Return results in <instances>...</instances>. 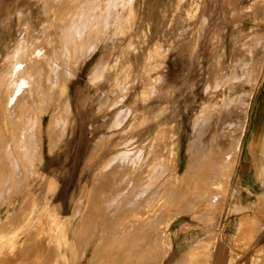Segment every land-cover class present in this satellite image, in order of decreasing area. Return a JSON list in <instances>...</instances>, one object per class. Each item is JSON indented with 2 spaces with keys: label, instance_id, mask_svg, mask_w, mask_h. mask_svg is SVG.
<instances>
[{
  "label": "rangeland",
  "instance_id": "obj_1",
  "mask_svg": "<svg viewBox=\"0 0 264 264\" xmlns=\"http://www.w3.org/2000/svg\"><path fill=\"white\" fill-rule=\"evenodd\" d=\"M112 2L0 0V141L13 133L2 130L19 127L17 123H1V112L6 108V94L2 92L6 73L17 67L10 63L9 54L23 40L24 48H45L53 58L48 91L34 95L39 97L34 101L38 106L31 135L34 138L24 142V150L34 155L15 166L0 165L20 171L15 175L19 179L7 186L10 190L0 186V264H63L61 259L67 264H134L130 263V255L143 252L152 240L153 244L162 243L156 250L167 251L160 250V257L154 245L146 258L159 255L161 260L155 258L159 260L155 263L168 264L173 254L177 256L202 237L209 254L203 264H264V153H256L253 160V151L248 147L264 101V65L255 83H242L239 91L231 86L237 75H221L230 71L232 59L244 51L254 58L264 51V0ZM167 3L173 8L172 18L164 28ZM200 3L203 7L193 17L192 9ZM106 4L110 6L102 11L100 8ZM130 5H138L141 13L133 14ZM202 14L207 23L193 48H163L160 57H151L150 64L155 62V67L150 69V77L152 81L158 80L156 89L153 82L147 81L144 94L141 92L143 72L141 79L138 75L132 84L123 82L125 89L119 92L118 75L122 77L140 67L141 59L153 51L155 37L166 47L177 30L194 28ZM150 16L155 18L156 28H148ZM128 17L134 19L130 21ZM127 22L133 23L132 29H127ZM75 29L80 31L73 56L71 38L77 32ZM119 32L126 34L122 44H115L121 37ZM121 45H125L123 49ZM216 62L221 76L214 82L211 80ZM26 65L20 67L27 69ZM236 72L242 77L246 73L238 68ZM227 88L231 89L230 94L240 92V100L230 97L232 101H226L230 105L224 116L230 124H220L215 111L210 125L204 122L191 134V116L196 115L203 101ZM18 102L10 107L13 115ZM164 102L170 110L154 119L153 114ZM143 112L150 115L147 122L143 121ZM169 118L176 125L161 129L159 140L151 144L149 135L157 123ZM194 137L195 147L204 146L213 153L208 156L210 160L205 158L199 165V173L215 177L214 183L210 180L211 185L190 172L197 158L189 149ZM164 142L167 149L162 152ZM156 153L164 158L159 161L166 168L157 184L164 187L165 201L157 204L160 209L155 221L139 223L135 217L152 200L154 189L142 177L147 175L146 166ZM111 157H115L113 162ZM216 161L219 163L215 167ZM107 162L108 168L101 170ZM100 172L103 175L97 181ZM13 183L19 184V189ZM212 190L216 193L212 203L196 202ZM238 200L244 207L238 206ZM183 204L189 211H180ZM161 211L165 218L160 216ZM173 215L176 219L168 225ZM55 217L58 218L53 223ZM152 230L155 235L148 233ZM155 231H162V235ZM147 233L153 236L148 238ZM142 238H147L145 244ZM134 262L140 264L145 260Z\"/></svg>",
  "mask_w": 264,
  "mask_h": 264
},
{
  "label": "bare ground",
  "instance_id": "obj_2",
  "mask_svg": "<svg viewBox=\"0 0 264 264\" xmlns=\"http://www.w3.org/2000/svg\"><path fill=\"white\" fill-rule=\"evenodd\" d=\"M117 1H119V0H113V2H117ZM228 1L229 2H232L233 0H228ZM111 2L108 0V3L111 4ZM130 3H131V1H130ZM136 3H138V2H136ZM100 5H102V4H100ZM108 5L106 4V5H104L101 8L97 6V9L100 8L103 11V10H105L108 7ZM200 5H201V3H200ZM200 5H195L193 7V9H192V11H193V17L195 16V14L197 12H199L202 9L201 7H203V6L202 5L200 6ZM117 6H118V3H117V5H115V7H117ZM147 6H148V4H147ZM147 6H145V7H147ZM179 7H182V6L179 5ZM249 7H251V5H249L247 7L245 6L244 8H249ZM91 8H93V7H91ZM130 8L132 9V11H131V9H130V11L133 12V14L138 13V10H137L139 8L138 5H134V7L132 5H130ZM172 9H173L172 6H170L169 3H167V7H165V13H167V14H166V16L164 18L165 19L164 28H166L168 26L169 21L172 18L170 16V13L172 12ZM128 11H129V9H128ZM139 13H141V12H139ZM128 14L127 15L125 14V17L128 16ZM119 15H121V13ZM153 16L148 17L149 18V21L151 22L149 24V27H148L149 29H150L151 25H154L155 28H156V23H155L156 20H155V18ZM133 17L134 18L135 17L137 18V16H133ZM132 18H131V20L134 19V18L133 19ZM138 18H139V16H138ZM125 19H127V18H125ZM119 20H122L123 21V19H119ZM128 20H130V18ZM206 20H207V17L202 14L200 17L197 18L196 24H195L196 26L194 28H191L190 26H188L186 28H181V30H177L176 33H174V35L171 38V40L169 41V43L166 45V47H163L162 46V43L160 42V39L159 38L156 39V37L154 36L155 37V43H154V46H153V51L147 52L146 55H145V57H143L141 59V65H140V67L139 66H136V68L134 70L136 73L134 71H131V73H127L125 75H122V77H120L121 74L118 75V77H117L118 78V82H117L118 85L117 86H119V88H118L119 92L122 91V90L124 91V89H125L124 88V85H123V82H128L126 84H129L130 85V84H132L134 82V80L136 79V77H138V75H139V78L141 79V76H142L141 74H143V72L145 73V79L144 80L142 79V81H141V83H142L141 92L144 94V89H145V86H146V84L144 85V82L147 83V81L153 82L152 83V86H153L154 89H156L157 83H159V82H158V80H157V82L152 81V79L150 77V69L153 66L155 67V62L150 64L151 57H154L155 58L158 55L160 57V55H162V54H159V52H162V49L163 48H165L164 49L165 51H167V50H169V49H171L173 47H177V46H179V47H191V48H193L195 46L198 38L200 37V35L202 34V32L204 30V27H205V25L207 23ZM119 23L120 24L121 23H125V21L124 22H120L119 21ZM136 23H138V22H136ZM132 24H133L132 22H127V29H128L129 26L131 27ZM121 26H120L119 29L122 28ZM131 29H132V27H131ZM75 31H77V32L75 34H73L74 36L71 38V40H73L72 41V44H73L72 45V48H73L72 55L73 56L76 55V52H77V49H78L79 42H78V39L76 38V36L78 37L77 33L80 30L79 29H75ZM125 34H126L125 32H121L120 33L121 37H120V39L117 42H115V44H122V42L124 40V35ZM150 34L151 35H154L155 33H151L150 32ZM143 35H144V33H143ZM17 41L15 39V42L16 43H17ZM47 42L48 43L51 42L50 38H47ZM129 42H131V40H129ZM15 46H17V48H14L13 51L9 55L11 56L10 63L14 64L17 67H15L14 70L11 69V70H9L6 73V78H5V83L6 84H4L5 85V88L2 89V92L5 91V94H6L5 95L6 102L4 103L5 106H6V108L4 109V112H1V114L3 113L2 115H3V118H4L3 122H1V123L3 125L6 124V126H9L11 124L14 125L15 123H17L19 125V127L18 128H15V129L12 128V129H4V130H2V131H7V132L11 131V132H13L15 134L12 133L11 135L4 136L3 139H1V141H0L2 143L1 146H0L2 148V153L0 154V157L1 158L2 157L3 158L4 157H10V156L11 157L12 156L14 157V158L12 157L13 159H11V160H4V161L0 160V165L3 164V163H6V164H9V165H12V166H15V165L19 164V162H23L24 161L23 159L28 160V159H30L32 157V155H34L33 153H28L26 150H24V148L26 147V145L24 144V142L25 141H32V139L34 138V136H31V135H32V132H34V127L33 126L36 123V118H35V116H36V113L35 112L36 111L35 110H36V108H38V106H35V104H34L35 102L34 101L39 98V97H36L34 95L37 92L43 93L45 90L48 91L49 84H50L49 82L52 81L51 80V78H52L51 77V67H52V62H53V58L45 50V48H36V47L24 48L23 40L19 41L18 45H15ZM123 46H125V45H123ZM123 46L121 45V48ZM21 47H23V48H21ZM122 49H121V52L122 53L120 52V54H123L124 53L122 51ZM232 61H233L234 64L231 65V68L229 67L230 68V71L228 70L224 74H221L220 73L221 67L219 66L218 62H216L214 71L212 73V80L211 81H214L215 82L218 79L219 76H221V75H225V76L227 75L228 76L229 72L230 73H233V74H235L237 76L232 81V85L231 86H234L235 87L234 89L237 88L238 91H239V87L241 86L242 83H245V84L255 83L256 76L261 74V70H262L263 65H264V51L257 58H254V56L251 53H249L247 51L246 52L244 51L241 56H238L236 59L235 58L232 59ZM23 63H26L27 64L26 65L28 67L27 69H22V67H20L21 64H23ZM160 64H161V62H160ZM247 67H250V70H246ZM237 68H238V70L240 69V70H243L244 72H246L244 77H242L240 75L241 74L240 72H238V74H237V72H236L237 71ZM214 86H216V84ZM230 90H231L230 88L224 89L220 94L216 95L211 100H206V101H203L202 102V104L198 108L199 110L196 113V115L194 114L195 116L194 115L191 116V117H193L192 120H190L191 121V123H190V125H191V132H192L191 134L196 133V131H198L199 128H200L199 126L202 125L204 122H205V124L210 125L211 123L209 122V119L212 118V116H213V114H214L215 111L218 112L220 124H230V121L228 119H226V117L224 116L225 113L228 111V107L230 105L229 103H226V101H228V99L230 97L232 99L240 100V97H239L240 96V92L238 93V91H234L233 94H230L229 93ZM242 90H244V89H242ZM211 93H208V94L211 95ZM143 99H145V98H143ZM232 99H231V101H232ZM17 100H19V102L17 104L18 110H17V113L15 115H13L12 114L13 108L11 109L10 107L14 106L15 105L14 104V101H17ZM70 101L71 100H70V97H69V94H68V102L66 104V107L68 109V111H67L68 112V115L70 114ZM220 101H221V103H220ZM231 101L229 100V102H231ZM169 107H170V105L168 103L164 102L161 105V107H159L157 109L156 114H153L154 119H158L161 114H163L167 110H170ZM10 109H11V111H9ZM196 111H197V109H196ZM21 115L24 116V119L21 118ZM142 115H143V121L146 120L145 122H147L149 119H151L149 113H147V112H143ZM56 123H58V122H56ZM175 125H176V123H175V120L173 118L165 119L162 122H158L156 128L154 129V131L149 135V141H150V143L151 144H155L159 140V135H160L159 132L160 131H161V135H162V130L163 129H165L166 127H172V126H175ZM197 127H199V128H197ZM196 141H197V139L194 137V139L190 140V143H189L190 152L194 156L197 157L195 159V166H194L193 170L190 171V172H191V174L193 173L192 175L195 174L194 176L196 178H198L200 176V181L203 182L204 184L211 185L212 183H209V182H211L210 181L211 179L213 181L214 180L213 178H215V177L214 176H212L213 178L212 177H207V175L205 173H199V170H200L199 169L200 168L199 165L201 164V162L203 161V159L205 160V158H207V159L210 160V158H208V156L209 155H213V153H212V151H209L208 149H205L204 146L195 147V142ZM230 143H231V141H230ZM248 143H249L248 144V147L250 148L249 150H251V152L253 151V155H252L253 156V160H254V158L256 156V153L258 155H261L262 153H264V101H263L262 106H261V108L259 110L258 126L256 128V131L254 133V136L252 138H250V140H249ZM237 144H238V142H237ZM162 148H163L162 149V152H164L167 149L166 142H164L162 144ZM218 148L219 147H217V149ZM9 150L14 151V152L10 153ZM187 155H189V153H187ZM229 155H230V153L227 152V156H229ZM194 156L189 155L190 158H192ZM163 157H164V155H163ZM151 159L152 160L148 163V165L146 166V169L144 171V172L147 173V175H143L142 178L146 181V184L147 185L149 184V186H151L152 188H154L153 191H152V195H151L152 196V200H151L152 202L151 201L146 202L145 205L140 209L139 215L137 217H135V221H138L139 223H144V222H146V223L148 222L149 223V222H152L153 220L155 221L156 218L158 217V213H159V210L158 209H160V208H158V205L157 204L158 203H164V201H165V198L163 196V191H164L163 189H164V187L162 189V187H159L157 184H158L159 178L162 177V174L165 172L164 169H166V168H164L163 165L160 163L161 160L159 161V159H162V156L161 155H158L156 153V155H154ZM211 159L212 160L213 159L216 160L214 157L211 158ZM218 159H217V161H218ZM217 161L216 162H213L215 164V165L213 164L215 167L218 166V165H216ZM210 163H212V162H210ZM211 167H213V166H211ZM219 168H221V170H222V166L219 167ZM18 170L19 169L13 168V167H10V168H7V169H3V168L0 167V186L1 185L2 186H6V188L9 189V187H7V186H11V183L13 181H17L19 179V177L15 176L17 173L20 172ZM196 175L197 176L199 175V176L197 177ZM147 181H148V183H147ZM15 183H13V184H15ZM213 183H214V181H213ZM18 185H16L17 189H19L18 188ZM161 185L163 186V184H161ZM4 188L5 187H3V189ZM3 189H1V190H3ZM215 194L216 193L213 192V190L211 192H206V193H204V196H201L198 199V201L196 200V202H200V204L201 203L202 204L203 203L206 204L207 202L208 203L209 202L212 203ZM8 195H9V193H8ZM33 201H35L34 198H33ZM183 208H185V210H187L186 207H185V205H184V207H181V209H183ZM206 209L207 208H205V210ZM210 209H211V207H210ZM179 210H177V212H179ZM208 210H206V211H208ZM180 211L182 212V211H184V209L183 210H180ZM187 211H189V210H187ZM162 215H163V212L161 211L160 216H162ZM175 215H173L169 219V222L170 223L168 225H170L171 222H173V220L176 219L175 218ZM57 218L58 217H55L53 219V223L57 220ZM164 218H165V216H164ZM52 224H51V226H52ZM161 232H158L157 235L158 236L159 235H162ZM148 233H151L152 234V233H154V230H152V232H148ZM148 233L146 234V237L149 236L148 238H150L151 236H153L151 234H150L151 235L150 236ZM154 235H155V233H154ZM146 241H147V238H142L141 239V242H143V243L144 242L146 243ZM152 242H153V240L150 242V246L145 247V249H144L143 252L142 251L141 252H138L137 251L136 253H134V255H130L131 256V257H129L130 260H131V261L129 260L130 263L133 262L135 264L134 261H136V260L137 261L138 260H141V261L142 260H145V262H141L140 264H149L148 261H147V259H149V262L153 259L154 262L151 261V263L153 264V263H155V260H157V261L161 260L160 257H162V252L167 251V249H164V251H162V249L156 250L157 247L160 246L159 244L162 245V243L155 242L153 244ZM141 245H139V246H141ZM154 245H155V250L154 251H157L156 253H159L160 257H159V255H156V254L155 255L157 257H154L153 256L154 254H153V255H150L151 257H153L152 259H150L151 257L146 258L147 257V254H148V250L149 249L152 250V248L154 247ZM140 250H142V249H140ZM160 250L162 251L161 254H160ZM69 251L70 250L68 248V252ZM120 256H122V255H120ZM127 256L124 255V257H126V258H127ZM148 256H149V254H148ZM163 257H164V255H163ZM118 258L120 259V257H118ZM131 258H133V259L136 258V259L134 261H132L133 259H131ZM155 258H158L159 260L158 259H155ZM208 258H209V254L205 250V241H204V238L202 237V238L196 239V241L194 243H192V244L188 245L187 247H185L177 256H174V254H173V256H172V258H171V260L169 261L168 264H201V263L203 264L204 263V259L206 260ZM2 259H1V261H2ZM74 260L75 259L71 257V261L74 262ZM61 261H62L63 264H67V261H65L64 259H61ZM139 262H137V263L139 264ZM156 263L161 264V262L160 263L159 262H156Z\"/></svg>",
  "mask_w": 264,
  "mask_h": 264
},
{
  "label": "crops",
  "instance_id": "obj_3",
  "mask_svg": "<svg viewBox=\"0 0 264 264\" xmlns=\"http://www.w3.org/2000/svg\"><path fill=\"white\" fill-rule=\"evenodd\" d=\"M113 153H114V152H113ZM115 157H117V156H115ZM115 157H113V158L111 157L110 161L113 162L114 159H115ZM118 159H119V158H118ZM112 162H111V163H112ZM108 164H110V162H109V163L107 162V164H105V165L103 166V168H100V169L102 170V169H104L105 167H106V169H107L108 166H109ZM101 175H103V174L100 172V175L98 176L97 181L101 180ZM238 206H239V207H244V206H243V203L241 202V200H238ZM258 232H259V231H258ZM263 235H264V234H263ZM261 242L264 244V236H263V239H262ZM222 254H223V253H221V254H219V255H222ZM227 255H228V254H227ZM224 259H225V260H228V257H227V258H224Z\"/></svg>",
  "mask_w": 264,
  "mask_h": 264
}]
</instances>
